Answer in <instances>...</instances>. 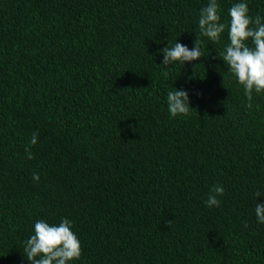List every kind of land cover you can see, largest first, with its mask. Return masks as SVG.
I'll list each match as a JSON object with an SVG mask.
<instances>
[{
	"label": "trees",
	"instance_id": "trees-1",
	"mask_svg": "<svg viewBox=\"0 0 264 264\" xmlns=\"http://www.w3.org/2000/svg\"><path fill=\"white\" fill-rule=\"evenodd\" d=\"M206 3L0 0V264H29L35 220L61 217L75 264H264V95L246 107L217 54L226 33L200 37L191 65L159 66L168 41L191 48ZM248 7L264 16V0ZM170 87L193 110L169 118Z\"/></svg>",
	"mask_w": 264,
	"mask_h": 264
},
{
	"label": "clouds",
	"instance_id": "clouds-1",
	"mask_svg": "<svg viewBox=\"0 0 264 264\" xmlns=\"http://www.w3.org/2000/svg\"><path fill=\"white\" fill-rule=\"evenodd\" d=\"M198 31L191 48L186 44L175 41L166 47L157 50L162 57L164 68L191 65L194 61L204 57L200 39L218 43L226 33L227 41L222 50L217 53L224 62L228 73L243 89L248 101L246 107H253L255 95H264V16L249 14L248 0H233L227 9V19L222 20V9L219 0H207L199 9ZM196 68V65H193ZM193 77L189 76L191 80ZM166 106L169 118L186 115L193 110L190 104V95L186 89L170 87L166 93ZM38 131L31 134L28 146L25 147L27 159L33 158L31 147L38 143ZM33 182H39L38 173H33ZM222 185H213L209 189L204 201L208 208L219 206L223 196ZM264 196V190L254 192V214L258 224H264V203L257 202L258 197ZM23 251L26 253L29 264H75L82 255L79 237L73 231V221L61 217L58 222H49L46 219L35 220L32 234L23 241Z\"/></svg>",
	"mask_w": 264,
	"mask_h": 264
},
{
	"label": "bare ground",
	"instance_id": "bare-ground-1",
	"mask_svg": "<svg viewBox=\"0 0 264 264\" xmlns=\"http://www.w3.org/2000/svg\"><path fill=\"white\" fill-rule=\"evenodd\" d=\"M24 228V227H23ZM14 229V228H13ZM16 234V233H15Z\"/></svg>",
	"mask_w": 264,
	"mask_h": 264
}]
</instances>
